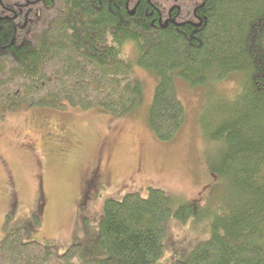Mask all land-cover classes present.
<instances>
[{
    "label": "trees",
    "instance_id": "obj_1",
    "mask_svg": "<svg viewBox=\"0 0 264 264\" xmlns=\"http://www.w3.org/2000/svg\"><path fill=\"white\" fill-rule=\"evenodd\" d=\"M152 3L38 0L22 8L20 0H0V122L21 107L135 113L143 88L124 53L129 43L138 67L158 77L148 122L164 142L185 123L175 76L196 88L244 75L239 95L203 127L221 145L210 172L227 182L229 200L211 220V238L177 264H264V0H204L193 21L166 27ZM200 214L149 188L146 198L107 200L95 242L61 255L25 242L19 229L0 242V264H153L163 257L169 222L186 225Z\"/></svg>",
    "mask_w": 264,
    "mask_h": 264
},
{
    "label": "rangeland",
    "instance_id": "obj_2",
    "mask_svg": "<svg viewBox=\"0 0 264 264\" xmlns=\"http://www.w3.org/2000/svg\"><path fill=\"white\" fill-rule=\"evenodd\" d=\"M20 1L22 8L38 2ZM154 1L165 12L173 5ZM199 4L188 2L179 22L193 21ZM36 23L40 27L43 21ZM124 53L143 88L135 113L118 118L99 109L21 107L0 122V242L22 229L25 242L54 247L62 255L73 245L95 242L107 200L132 193L146 198L149 188L166 192L175 208L191 204L201 212L186 225L169 222L163 257L153 264L184 262L211 238V220L224 213L229 197L227 182L210 172L221 145L209 140L203 127L217 107L239 95L244 75L196 88L175 76L185 123L164 142L148 122L158 77L138 67L135 45L126 44Z\"/></svg>",
    "mask_w": 264,
    "mask_h": 264
},
{
    "label": "flooded vegetation",
    "instance_id": "obj_3",
    "mask_svg": "<svg viewBox=\"0 0 264 264\" xmlns=\"http://www.w3.org/2000/svg\"><path fill=\"white\" fill-rule=\"evenodd\" d=\"M140 2V0H138ZM155 2L154 0H150V3ZM168 2L173 1V5L170 7V9L165 12L164 10L158 9V15L160 17V21L163 24V27H166L168 24L173 23V24H182L184 22H179V20L182 17V8L185 7V5L188 2L192 3H200L199 5L196 6L194 10V16L196 15V10L201 4H203L204 0H166ZM187 2V3H186ZM153 4V3H152Z\"/></svg>",
    "mask_w": 264,
    "mask_h": 264
},
{
    "label": "water",
    "instance_id": "obj_4",
    "mask_svg": "<svg viewBox=\"0 0 264 264\" xmlns=\"http://www.w3.org/2000/svg\"><path fill=\"white\" fill-rule=\"evenodd\" d=\"M135 11L132 12V14L134 13Z\"/></svg>",
    "mask_w": 264,
    "mask_h": 264
}]
</instances>
